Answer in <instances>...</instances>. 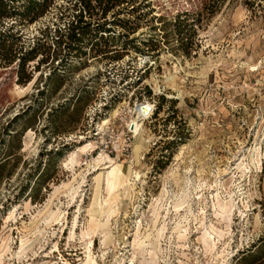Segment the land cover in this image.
Masks as SVG:
<instances>
[{
    "label": "rangeland",
    "instance_id": "1",
    "mask_svg": "<svg viewBox=\"0 0 264 264\" xmlns=\"http://www.w3.org/2000/svg\"><path fill=\"white\" fill-rule=\"evenodd\" d=\"M35 1L0 0V264H264V0Z\"/></svg>",
    "mask_w": 264,
    "mask_h": 264
},
{
    "label": "bare ground",
    "instance_id": "2",
    "mask_svg": "<svg viewBox=\"0 0 264 264\" xmlns=\"http://www.w3.org/2000/svg\"><path fill=\"white\" fill-rule=\"evenodd\" d=\"M152 110V109H151ZM117 113H118V109L117 110H114V111H112L111 112V115H112V117L113 116H117ZM106 120H104L103 122V124H105L106 122H105ZM135 123H137L136 122V120L134 121ZM106 125H107V123H106ZM105 125V126H106ZM136 125H140V123L138 124H136ZM135 126V125H134ZM104 127V126H103ZM137 128V127H136ZM139 128V127H138ZM141 128V127H140ZM134 130V129H133ZM138 131V130H137ZM92 148V146H91V144H88V145H85V146H83V147H78V152L80 153V154H83V153H86V152H88V150L89 149H91ZM259 146L256 144V150L257 151H259ZM135 153H137L138 151H139V146H136L135 147ZM260 152V151H259ZM258 152V153H259ZM103 155H100L99 157H98V159L96 160V163H95V165H97V166H104L103 168H102V170H109V172H107V175H106V179H105V183H106V190H107V195H108V197H107V199L103 202V204L105 205V208H106V210H105V208L103 209L102 208V203H101V201L100 202H98V205H97V212H111L110 213V215H112V214H114L115 212H116V210H114V209H112L113 207H111V204L113 203V204H115V203H118V201H120V199H119V196H120V192L119 191H121L120 189H121V186H122V184H123V182H125L126 180H127V177H125L124 176V174L122 173V171H121V167L119 166V165H117V164H115L113 161H112V159L110 160V159H108L107 157H102ZM95 162V161H94ZM243 162V161H242ZM70 165H77V164H79V161L78 160H71L70 161V163H69ZM238 170H239V173L242 175L245 171H246V168L244 167V166H238ZM100 179H98L97 180V182L99 181ZM105 190V191H106ZM240 192V191H239ZM73 196V195H72ZM96 197V196H95ZM96 199V198H95ZM187 199V196H186V198L184 199V200H182V202L181 203H184L185 202V200ZM231 200V199H230ZM177 206H180V204H177L174 208H177ZM233 207H234V205L233 204H231V201H229V202H227V203H225V204H222V205H219V210H220V212H222V213H227V212H231L232 210H233ZM116 208H117V206H116ZM95 211V212H96ZM57 212H58V210H57ZM92 212H94V211H92ZM54 214H56V213H54ZM92 216H93V214H92ZM49 217V216H48ZM59 217H60V215L58 214H56V215H51L50 217H49V219H44L45 220V223H44V225L47 227V226H51L53 223H56L58 220H59ZM181 228V226L180 225H178L177 226V229H180ZM212 231L213 232H215V230L212 228ZM39 232V231H38ZM220 237V236H219ZM185 239H186V236L185 235H179L178 237H177V240H179V242H183V241H185ZM27 243H28V240L26 239V240H21L20 241V250H21V253L20 254H17V256H19V255H21V254H23L24 253V251H25V248H26V245H27ZM215 244V243H214ZM214 244H211V245H206V248H207V251L209 250H211V249H213L214 247H215V245ZM87 251H89V250H87ZM220 258V257H219ZM88 263L89 264H95L94 262H93V260H90L89 258H88Z\"/></svg>",
    "mask_w": 264,
    "mask_h": 264
},
{
    "label": "trees",
    "instance_id": "3",
    "mask_svg": "<svg viewBox=\"0 0 264 264\" xmlns=\"http://www.w3.org/2000/svg\"><path fill=\"white\" fill-rule=\"evenodd\" d=\"M9 1L13 2V0H9ZM31 1L33 3L36 2L35 0H31ZM5 5L8 7V4H5ZM5 5L2 6L3 12H5V9H6ZM9 9H10V7H9ZM70 16H71V20L68 23H66V26L63 29L56 28L54 30L53 34L55 37V43H56L57 47H60L61 45H64V47H69L70 44H74V42L78 41V36L80 35V33L83 29L82 25L85 24V22L82 20V15H80V14H71ZM48 32H50V31L48 30ZM64 38L66 39V42L62 41V39H64ZM42 39H43V37H42ZM39 42H40V39L38 38L37 39V45ZM255 256L256 255H254V252L248 253L247 255H245L241 258V262L248 259V258L252 259Z\"/></svg>",
    "mask_w": 264,
    "mask_h": 264
},
{
    "label": "water",
    "instance_id": "4",
    "mask_svg": "<svg viewBox=\"0 0 264 264\" xmlns=\"http://www.w3.org/2000/svg\"><path fill=\"white\" fill-rule=\"evenodd\" d=\"M143 109H145V116H147L150 113V109H146V108Z\"/></svg>",
    "mask_w": 264,
    "mask_h": 264
},
{
    "label": "built area",
    "instance_id": "5",
    "mask_svg": "<svg viewBox=\"0 0 264 264\" xmlns=\"http://www.w3.org/2000/svg\"><path fill=\"white\" fill-rule=\"evenodd\" d=\"M142 105H143V104H142ZM142 105H140V106H142ZM152 109H153V107H152ZM150 111H152V110L150 109ZM129 130H130V132L133 131V129L131 130L130 127H129ZM131 133H133V132H131Z\"/></svg>",
    "mask_w": 264,
    "mask_h": 264
}]
</instances>
